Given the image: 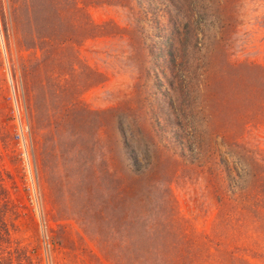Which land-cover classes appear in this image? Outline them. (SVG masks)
<instances>
[{
    "label": "rangeland",
    "instance_id": "374dc122",
    "mask_svg": "<svg viewBox=\"0 0 264 264\" xmlns=\"http://www.w3.org/2000/svg\"><path fill=\"white\" fill-rule=\"evenodd\" d=\"M13 100L53 264H264V0H0V264H40Z\"/></svg>",
    "mask_w": 264,
    "mask_h": 264
},
{
    "label": "built area",
    "instance_id": "2783aa9c",
    "mask_svg": "<svg viewBox=\"0 0 264 264\" xmlns=\"http://www.w3.org/2000/svg\"><path fill=\"white\" fill-rule=\"evenodd\" d=\"M12 88V86H11ZM14 99V98H13ZM14 101V109L17 119L16 124V145L19 150L23 189L26 197V201L36 218L38 232H39V249L38 260L40 264H53L52 248L48 237V229L43 219L42 208L40 202V193L37 183V170L34 159L32 157L31 150L29 148L28 139V127L26 124L20 122V116L18 114L17 105Z\"/></svg>",
    "mask_w": 264,
    "mask_h": 264
}]
</instances>
